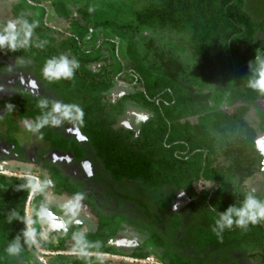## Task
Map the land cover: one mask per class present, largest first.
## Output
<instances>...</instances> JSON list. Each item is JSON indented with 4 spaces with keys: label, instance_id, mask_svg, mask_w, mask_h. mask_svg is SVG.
Segmentation results:
<instances>
[{
    "label": "trees",
    "instance_id": "1",
    "mask_svg": "<svg viewBox=\"0 0 264 264\" xmlns=\"http://www.w3.org/2000/svg\"><path fill=\"white\" fill-rule=\"evenodd\" d=\"M248 3L8 0V15L4 6L0 8V23L23 17L37 24L33 39L47 41L43 49L32 46L0 54V76L4 83L8 80L2 87L0 108L12 103L20 120L32 121L41 115L38 102L46 96L28 69L40 72L52 56L77 59L80 67L73 78L56 84L80 96L78 106L84 115L73 128L83 139H69L57 126L42 129V139L49 143L50 153L72 154L79 162L87 159L99 168L109 190L132 187L134 193H145L149 205L155 201L151 212L143 203L147 212L144 225H138L134 232L125 231L131 239L140 235L144 247L146 243L153 246L156 264H264V222L247 230L234 226L217 236L212 231L217 213L209 207L215 205L224 211L238 203L242 195L237 189L241 193L251 189L264 198V154L259 151L264 136V97L245 86L249 61L257 48L264 50V15H256ZM89 7L95 11L89 12ZM58 21L69 27L70 33L57 32ZM54 32L60 33L61 40L52 35ZM96 32L99 37L103 34L101 40L115 54V66L108 63L105 53L86 59L82 39ZM185 52H189L187 57ZM17 57L23 59L22 64L15 63ZM120 75L139 90L112 100L116 88L121 87ZM130 105L150 115L145 122H138L137 129L123 123L130 120ZM57 137L71 141L70 146L57 143ZM13 144L8 145L11 154L23 156L24 151ZM0 154H5L1 147ZM45 162L49 163L43 161L39 167H50ZM6 166L0 162V264H28L30 255H47L34 246L25 247L18 257H7L3 251L8 240L23 228L18 221L9 224L6 215L15 210L25 217L29 198L27 191H15L23 182L20 177L2 173ZM209 180L213 182L211 190L201 191L196 185ZM63 188L62 193L71 199L77 194L86 198L81 187L74 192L66 182ZM109 221L98 226L93 238L106 253L116 244L117 231L112 233V228L121 226L114 218ZM76 226L78 232L80 224L72 229L66 226L67 238L57 250H66L63 245L72 240ZM138 255L132 254V258L141 259ZM97 258L76 255L72 263L91 264L90 260L97 264ZM107 261L141 264L125 259Z\"/></svg>",
    "mask_w": 264,
    "mask_h": 264
},
{
    "label": "rangeland",
    "instance_id": "2",
    "mask_svg": "<svg viewBox=\"0 0 264 264\" xmlns=\"http://www.w3.org/2000/svg\"><path fill=\"white\" fill-rule=\"evenodd\" d=\"M7 2L8 0H0V8L4 6V13L6 15H8ZM248 8L255 10L254 12L257 11L256 15L261 17V15H264V0H249ZM38 12H40V10ZM55 28L58 29L57 32L62 31V33H70L71 31L69 27L59 21ZM97 33L98 32H96V34H88L89 36L87 39H82L83 48L86 49L88 53L86 59H93L96 58L98 54L102 55V53H105L108 55V63H112V65L115 66V54H113L110 50V46L101 40L103 34L101 37H99ZM59 34L54 32L52 35L59 37L58 39H60V36H58ZM258 36H261V34H258ZM105 38H107V36ZM188 54L189 52H185L184 55L187 57ZM97 65H101V63ZM28 70L30 75L36 77L38 80V82H36L38 90L41 92V94L45 95L49 101L59 102L61 104L79 105L80 96L71 94V90H69L70 88L68 90L60 88V85L58 86L56 84L57 81L50 83L41 77L39 71H32L31 69ZM23 74L25 76L29 75L28 73L24 72ZM84 75L87 78L90 77L88 73H85ZM120 77L123 78L120 80L121 87L116 88L117 91L113 95L112 100H117L122 94H133L135 91L139 90L138 86L135 88L134 86H129L130 80L126 79V76L120 75ZM1 78L3 77L0 76V89L5 87L8 83V80L4 83V80ZM2 94L3 93L0 91V98ZM262 107L264 108V102H262ZM129 108L131 111L135 110V112L138 113L142 112L135 106L130 105ZM222 108H226V105H222ZM141 114L146 116V118L150 116L147 115L146 112ZM17 115L18 113L16 110L6 112L3 109V106L0 108V147L1 150H3V152L6 154H0V162H5L7 165L6 169L2 172H9L20 176L24 170L31 168L34 173L41 175L46 179H50L53 182L52 185L48 187L43 193L38 194L39 198L41 199L39 200L35 196L31 204V214L32 216L34 214L33 219L36 221L33 227L38 233L40 239L39 245L43 247L42 250L50 253H75L74 251L70 250L71 248H74L73 237L71 238L72 240L65 241L63 246L66 250L56 249L59 246L61 247L64 239L66 240L67 238L65 237L64 231L61 233V231H56L52 228V222H54L56 219H59L60 223L67 226L68 229H72V226L75 224H80L82 226L78 232V226H76V230L73 229V233L76 232L82 234L84 239L88 240L89 244L92 245L89 248L91 251L88 252L87 255H98L99 253L100 258H97V264H133L127 262H108L107 260L109 259L154 261L157 255H153L155 251L153 246H150L149 243H146V247H144L142 244L144 239L141 238L140 235H132L133 239H131L130 233H127L125 230L128 229V232L133 230L134 232V230L138 228V225H142V222H144V217H147V212L145 211L143 203H146V207L149 206L146 210L151 212L150 205H156V203H154L155 201L151 202L149 205V203L146 202L145 193H134L135 191H133L132 187H130V189L125 188L123 191L117 190L118 192H114L113 189L109 190L108 186L110 185H107L101 179L102 173L100 170H98L99 168L90 165L91 162H88L87 159L79 162L77 159H75V157H71L72 154L61 155V153H50L52 151L50 150L49 143L44 141L39 135H33L24 127V122H30L31 120H20ZM129 119V121L125 120L123 123L127 126H130V128L137 129L138 123L134 122L135 119H132L131 117ZM75 121L76 120H65L61 125L57 126V128L62 130V134L69 135V139L71 136L83 139L80 135L78 136V133L76 134L73 128ZM262 137L263 139H261L259 143V151H262L264 154V136ZM8 139L10 141L6 143ZM56 140L57 143H61L62 145L70 146L71 143V141L69 142V140H66L63 137H57ZM14 142H16L18 147L24 151L23 156L20 153L19 155L17 153L12 155L13 153L11 152V146L8 145H10V143L13 144ZM46 160L49 163H45L50 165V167H39L40 164ZM66 182L70 187L73 188L74 192L78 189V187H81L79 189L86 196V198H83L85 202L80 201V208L75 216H71L65 211L66 205L73 200L69 198L65 192L62 193V189H64L63 184ZM48 191H50V193H48ZM86 201H88V203ZM106 204L108 207H106ZM110 218H114L115 222L118 221L121 226L118 227L117 224L112 228V233L117 231L115 232L116 235L113 240V242L116 244L115 247H112L113 249L107 251L109 253H106L104 249L98 247L95 244V240L93 238L98 226L105 222L106 225H108L110 223ZM51 230L55 232L52 233ZM50 233H52V235ZM99 236L100 235L97 237ZM60 242L61 244L58 246ZM96 243L98 242L96 241ZM44 247L46 248L45 250ZM132 254H139L138 258L141 259L132 258ZM76 255L79 254H60L45 257L33 254L30 255L28 264H73L72 262H74ZM126 255L130 257H127ZM87 261H89L91 264L94 263L90 260Z\"/></svg>",
    "mask_w": 264,
    "mask_h": 264
},
{
    "label": "clouds",
    "instance_id": "3",
    "mask_svg": "<svg viewBox=\"0 0 264 264\" xmlns=\"http://www.w3.org/2000/svg\"><path fill=\"white\" fill-rule=\"evenodd\" d=\"M88 11H95V7H89ZM36 27V23L29 22L23 17H16L0 23V54H14L32 46L38 49L45 48L47 41L33 39L34 29ZM15 63L17 65L22 64L23 59L17 57ZM79 67L80 65L77 59H69L66 55L52 56L43 63L40 69V75L45 81L50 83L60 80H71ZM245 78L246 88L258 96L264 97V50L259 48L255 50L253 59L248 63V72ZM0 91H3V89H0ZM38 107L41 109V115L35 117L30 122L25 121L24 127L33 135H40L41 138V130L45 127L59 126L65 120L79 119L82 121L84 115L78 105L50 102L43 97L39 99ZM3 109L6 112H11L16 110V106L12 103H6L3 105ZM20 179L23 182L15 186V191H27L32 196L43 193L53 183L52 180L34 173L31 168L24 170L20 175ZM196 185L201 191L211 190L213 188V182L210 180L202 181ZM230 194L234 197L232 193ZM237 194L242 195L239 202H233L224 211H219L215 205L209 206L214 213H217L214 226L212 227V231L217 236H220L225 230H231L234 226L247 230L250 225H257L264 222V198L258 196L251 189L242 193L237 189ZM83 198L82 194H77L66 205V213L75 216L79 211L80 201ZM6 219L9 224H12L13 221L21 222L23 228L13 239L8 240L3 250L5 256L18 257L25 247L39 246L40 239L33 227L36 221L32 217L25 216L21 218L18 212L10 210L6 215ZM73 241V251L81 256H86L89 247L92 245L80 233L73 234Z\"/></svg>",
    "mask_w": 264,
    "mask_h": 264
},
{
    "label": "water",
    "instance_id": "4",
    "mask_svg": "<svg viewBox=\"0 0 264 264\" xmlns=\"http://www.w3.org/2000/svg\"><path fill=\"white\" fill-rule=\"evenodd\" d=\"M134 110V109H132ZM130 108L128 107V114L129 116L133 119V117L136 118V123L138 122H145L146 121V116H144L143 114L141 113H144V111H142L141 113H138V112H135L134 111H131ZM148 115V114H147ZM4 175L8 176V177H20L19 175H16V174H12V173H9V172H2ZM32 195L29 194V198L27 200V203H26V207H25V215L26 216H30V204H31V200H32ZM52 228L55 229L56 231L57 230H61V231H66V226L64 224H61L60 223V220L59 219H56L54 222H52ZM37 251L43 255H47V256H55V255H75V253H71V252H64V253H50V252H46V251H43L42 249L39 248V246H34ZM91 256H99V255H91ZM126 261H135V262H138V263H141V264H156L154 261H136V260H132V259H125Z\"/></svg>",
    "mask_w": 264,
    "mask_h": 264
},
{
    "label": "flooded vegetation",
    "instance_id": "5",
    "mask_svg": "<svg viewBox=\"0 0 264 264\" xmlns=\"http://www.w3.org/2000/svg\"><path fill=\"white\" fill-rule=\"evenodd\" d=\"M133 119H135L134 122L136 123V122H137V121H136V118L134 117Z\"/></svg>",
    "mask_w": 264,
    "mask_h": 264
}]
</instances>
